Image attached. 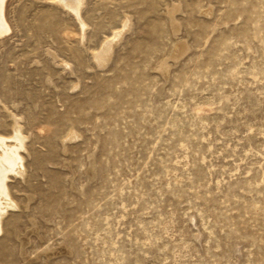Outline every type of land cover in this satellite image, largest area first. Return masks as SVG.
I'll return each mask as SVG.
<instances>
[{
	"label": "rangeland",
	"instance_id": "rangeland-1",
	"mask_svg": "<svg viewBox=\"0 0 264 264\" xmlns=\"http://www.w3.org/2000/svg\"><path fill=\"white\" fill-rule=\"evenodd\" d=\"M81 6L5 1L0 264H264V0Z\"/></svg>",
	"mask_w": 264,
	"mask_h": 264
},
{
	"label": "bare ground",
	"instance_id": "bare-ground-1",
	"mask_svg": "<svg viewBox=\"0 0 264 264\" xmlns=\"http://www.w3.org/2000/svg\"><path fill=\"white\" fill-rule=\"evenodd\" d=\"M5 1L6 0H0V37L4 36L8 31L6 21L4 19ZM58 2L64 7H69L77 17L79 16L83 0H58ZM126 26L127 24L125 23L123 25V29L118 30L114 34L113 38L108 40L96 53L95 58L99 63H106V60L108 59L111 52L110 50L113 42L122 35L123 31L126 29ZM13 123L14 136L9 139L0 136V215L2 212H5L4 209L6 206L4 207V203L7 201L6 180L8 179V175L13 173L15 175L19 174L18 176H20V173H22V159L19 150L23 148V138L21 136L20 127L18 126L17 121L15 120ZM10 139L12 140V143L8 142Z\"/></svg>",
	"mask_w": 264,
	"mask_h": 264
}]
</instances>
